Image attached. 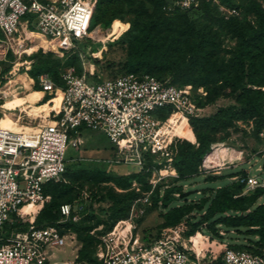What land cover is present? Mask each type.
Segmentation results:
<instances>
[{"label": "built area", "instance_id": "obj_1", "mask_svg": "<svg viewBox=\"0 0 264 264\" xmlns=\"http://www.w3.org/2000/svg\"><path fill=\"white\" fill-rule=\"evenodd\" d=\"M96 1L0 0V59L8 53L17 57L30 55L35 49L77 52L81 56L80 42L92 38L89 23ZM201 1L165 0L163 9L167 13L192 10ZM211 1L227 15L239 13L236 7L224 5L219 0ZM25 31L36 34L49 44H56L57 51L37 46L32 52H27L26 47L31 40ZM82 64L81 74H74L73 67L65 68L60 73V85L55 84L47 73L39 74L36 79L30 77L31 89L37 84V90L42 92L39 100L32 103L49 105L43 123L31 118L27 122L15 123L25 124L26 130L0 126V239H3L0 264H54L49 260L53 249L76 241L71 229H61L57 225L37 227L33 221L50 199V195L44 192V184L67 182L64 173L70 162L66 159V148L68 145L77 148L81 143L82 129L103 130L116 146L114 161L133 166L137 171L152 172L150 182L155 186L165 176L160 175L159 159L165 156L164 168H170L172 156L168 148L178 137L169 131V116L173 112H181L189 119L190 116H199L204 110L197 104L201 89H194L191 84L177 85L168 79L133 72L94 78ZM6 96L12 99V94L7 92L0 93V100L4 101ZM234 179L244 183L245 192L256 187L264 188V182L259 183L247 174ZM83 209L81 198L61 204L56 224L69 219L78 221ZM26 219L29 223L25 229L3 231L4 225ZM135 227V221L127 227L119 219L102 234L98 262L264 264V246L263 250L254 252L219 244L222 252L217 259L218 254L211 248L200 246L197 250L192 244V235L181 238L183 229L178 225L161 228L157 234L146 232L143 235L134 231ZM203 236V240L210 241ZM207 252L210 260H205Z\"/></svg>", "mask_w": 264, "mask_h": 264}, {"label": "rangeland", "instance_id": "obj_2", "mask_svg": "<svg viewBox=\"0 0 264 264\" xmlns=\"http://www.w3.org/2000/svg\"><path fill=\"white\" fill-rule=\"evenodd\" d=\"M228 1L239 6L238 15H227L213 1L187 13H164V15L174 18L185 14L182 24L165 27V31L162 33L166 32L169 36H175L179 43V49H183L185 42L186 46L183 58L175 61L169 69L157 70L151 75L176 83L191 77L193 88L201 89L200 97L197 99L199 104L203 103L204 110L199 117L210 116L220 107L237 105L234 96L229 94L230 88L226 86L227 81L224 76L230 74V79L233 82L239 80L237 56L240 51L235 28L236 26L255 28L258 23L255 9L258 5L264 9V0ZM111 4L109 11L103 15L102 9L105 10L107 5ZM142 6L148 10L147 16H155L154 13H151V8L146 0H102L93 10V16L91 15L89 33L92 38H86L80 42L78 49L81 56L76 55L75 58L62 52L34 50L37 46H42L45 50L51 48L54 51H57V48L50 44H31L38 42L36 34L31 33L27 36V31H25V35L31 40L26 51L29 53L34 51L30 55H21L20 57L8 53L0 59V85H2L0 89L12 85L9 94L14 91L21 92L18 94L19 96L23 95L20 82L3 83L15 73L25 71L21 67L31 61L30 56L48 60L57 72H62L67 67H73L74 74L82 73L83 62L94 78L110 77L125 72L146 73L142 68L134 71H128L126 68L128 43L138 34V30L133 27L135 13ZM140 19L142 20V18ZM108 20H111L109 24H107ZM202 35L207 38L205 50H207L210 60L207 64H203L196 58L193 48L195 36ZM44 41L40 38L39 42ZM9 54L11 55L9 56ZM244 67L246 68V65ZM25 72L27 73V71ZM245 74L248 76L252 74L255 80H261L259 73H250L245 70ZM199 79L203 82L201 85L195 83ZM242 83L252 88H260L263 92L261 100L254 93L251 96L256 107L253 115L249 117L230 119L224 126L195 124L190 127L185 115L175 113L169 116V131L178 137L174 138L168 148V152H171L170 156H172L170 168L168 166L164 168L165 156L159 159L162 168L160 175L165 176L157 181L155 186L150 182L153 177L152 172L137 171L133 166L120 165L114 161L117 152L116 146L103 130L82 129L80 132L81 143L77 148L67 146L66 159L70 162L73 170L98 169L104 173L92 179H77L72 173L68 175L72 189L61 197L60 201L73 197L81 198L89 212L78 221L76 229H74L76 241L63 247H55L53 254L50 255V262L54 264H92L97 262L100 236L110 230L119 219H122L127 227H131L135 221L134 231L142 235L146 232L157 234L161 228L178 225L183 229L180 232V237L192 235L191 241L194 240L195 245L199 243L196 233L200 231L210 240L209 242L203 240L201 247L213 249L215 254H218L217 259L222 252L219 249V244L252 247L258 239L254 234L246 233L244 228L231 229L221 224L216 225L218 229L214 230L206 227L207 223L213 222L222 215L219 212L208 216L207 223L199 224L197 228H193L189 224V221L196 223L201 220V214L209 210L213 192L218 187L233 183L235 179L232 176L242 175L244 171H247V175L255 177L259 183L264 182V155L262 154L264 150V85H262L263 83H259L260 85L249 84L247 76L243 78ZM31 90L32 94L29 98L35 95L34 90ZM9 98L6 96L4 101L0 100L4 107L9 108L5 110L0 106V126H6L13 130H26L28 127L25 124L15 123L30 120L27 118L26 112H20V109L23 103L35 105L32 103L33 99L19 103ZM13 106L14 108H12ZM9 112L21 114L9 116L7 115ZM36 121L40 122L38 119ZM201 142L203 151L201 158L194 160L192 166L183 171L185 175L190 176L178 179L176 162L181 159V153L185 150L196 149ZM157 176L155 175V177ZM177 186H180L181 190L187 194L183 197L178 193L172 194V198L175 199L163 207L161 204L162 195L167 194L168 190L178 188ZM245 193L243 190L242 194ZM256 201L257 203L264 201V188ZM184 206L186 208L182 210V213L185 216L180 222L172 225L164 223L162 213L171 208ZM117 214L123 215L120 217ZM129 217L130 221L127 220ZM211 241L215 243H211ZM83 244H86L84 252L90 260L85 261L86 263H81L77 259L79 248ZM209 254L207 252L205 260H210Z\"/></svg>", "mask_w": 264, "mask_h": 264}, {"label": "trees", "instance_id": "obj_3", "mask_svg": "<svg viewBox=\"0 0 264 264\" xmlns=\"http://www.w3.org/2000/svg\"><path fill=\"white\" fill-rule=\"evenodd\" d=\"M101 1L102 0L96 1L94 9L98 6L99 3H101ZM210 1L211 0H202L197 8H201L203 5H206L207 2ZM146 2L151 8V13H154L155 16H147L148 10L144 6H142L139 11L135 13L133 27L138 30V34H136L134 38L128 43L126 68L128 71H134L138 68H142L144 72H146L147 74H151L152 72L157 70L169 69L173 66L175 61H179V59L183 58V52L185 50L184 48L186 46V42L183 44V49H179V43L175 36H169L166 34V32H162L165 31V27L174 24H182L185 14H181L176 18L164 15L165 10L163 9V6L165 0H146ZM219 2L224 5L236 7L237 9H239L238 5L231 3L228 0H219ZM111 6L112 4L109 6L107 5L108 9H102V14L105 15L106 11H109V7ZM189 11L190 10L176 11L175 13H187ZM255 14L257 15L258 19V23L255 28L252 26H248V28L245 26H236L235 28V33L239 42L240 51L239 55L237 56L239 63L237 67L239 79L238 82H233L230 79V74L224 75L227 81L226 86L230 88L229 94L234 96L233 98L237 105L220 107L215 113L207 117L190 116L189 119H187L190 127L192 125L194 126L195 124H201L203 126H206L207 124H213L215 126H224L228 123L230 119H244L253 115V113L255 112L256 106L251 96L254 93L261 100L263 92L260 88H252L251 86H246L242 83L243 78L247 76L249 84L260 85L259 83H263L262 85H264V9L261 8L260 5H258L255 9ZM140 18H142V20ZM91 21L92 17L90 22ZM110 21L108 20L107 24H109ZM36 40L39 42L40 38L36 36ZM205 41H207V38L203 35L199 37L195 36L193 40V48L196 54V58L203 64H207V62L210 61L207 50H205ZM53 47L57 48V46ZM67 54L72 55V58H75L76 55H78L77 52H68ZM10 55L11 54H9V56ZM30 57L31 61L27 64H23L21 69L27 71L31 78L36 79L39 74L47 73L55 82V84L60 85L62 83L60 77L61 71L57 72L51 62H48V60L45 59L36 58V56ZM245 65L246 68L244 67ZM245 70H248L250 73H259L261 80H255L252 77V74H249L248 76V74H245ZM25 71L15 73L12 77H10L7 81L3 83L5 84L7 82L13 81L20 82L23 95L19 96L18 94H20L21 92L17 93L13 91L12 97H14L15 100L21 102L24 101L25 91L27 90L26 99L29 97V94L31 92L30 77ZM15 75L16 77H14ZM171 82L177 85L191 84V77L182 80L180 83H176L173 81ZM195 83L197 85H201L203 82L199 79L196 80ZM11 87L12 85H9L5 88L0 89V93L9 92ZM33 89L35 95L32 99L33 101H37L41 97L42 92L37 90L39 89L37 84L33 86ZM25 104L31 108L30 112L32 114L37 113L38 116L40 115V112L48 110L47 104ZM197 104L203 107V103L199 104L198 101ZM0 106L4 107V104H2L1 101ZM4 108L5 110L9 109L6 107ZM202 154V142L198 145L196 149L192 151L185 150L181 153V159L177 160L176 162L179 174L178 179L190 176L184 174V169L189 166H192V162L194 160H199ZM70 165V163L67 165L66 171L64 173L67 182H46L44 184V192L50 195V199L49 201L43 204L42 208L36 214V217L33 221V224L35 226L42 227L45 225H57L61 229H71L75 233L74 229H76L78 221L84 215L88 214L89 209H86L84 206V209L78 221L73 222L71 219H69L61 224H56V221L60 218V205L63 203H70L74 199H77L76 197H73L71 199L60 201V198L69 193L72 189L70 181L68 180V175L72 173L77 179H92L94 177L103 175L104 173L103 171L98 169L73 170ZM246 174V171H244V173L240 176L245 177ZM177 187L178 188L168 190L167 194L162 195L161 204L163 207L167 206L171 200L175 199L172 198V194L178 193L180 195L184 193V191L181 190L180 186ZM244 188V183H241L238 180H234L233 183L227 186L218 187L213 192L209 210L201 214V220L199 222L191 223V221H189L190 226H192L193 228H197L199 224L203 225V223H207L208 216L212 215L215 212H219L222 215L219 218L215 219L213 222L207 223V228H211L213 230L215 228L218 229L216 225L219 224L229 227L231 229L244 228L246 233L254 234L258 241L255 242L252 247L231 245L229 246L233 248H244L247 250H252L254 252L260 251L261 248L264 246V201L261 203H257L256 199L262 192L263 188L256 187L254 190L242 194ZM184 208H186V206L171 208L165 213L161 212L164 223L166 225H172L180 222L182 217L185 216L184 213H182V210ZM122 215L123 214H117V216L120 217ZM28 223L29 221L28 219H26L25 221L14 222L11 225H4L3 231H8L12 228H15L16 230H23L27 227ZM237 232H239V230H237ZM2 242L3 239H0V244ZM85 247L86 244H83L79 248V253L77 256L78 261H80L81 263H86L85 261H90L84 252ZM92 264L100 263L97 261L93 262Z\"/></svg>", "mask_w": 264, "mask_h": 264}, {"label": "bare ground", "instance_id": "obj_4", "mask_svg": "<svg viewBox=\"0 0 264 264\" xmlns=\"http://www.w3.org/2000/svg\"><path fill=\"white\" fill-rule=\"evenodd\" d=\"M29 34H31V33H29L28 31H27V36L29 35ZM31 44H49L48 42H46V41H44V42H32ZM50 45H53V46H56V44H54V43H50ZM57 50V49H56ZM26 92H27V90L25 91V94H24V101H25V99H26ZM32 94V90H31V92H30V94H29V96ZM34 96H31L30 98L28 97L26 100L27 101H30V100H32V98H33ZM12 100L13 101H15V102H19V103H23L24 101H17V100H15V98L14 97H12ZM11 100V101H12ZM12 101V102H13ZM55 101H56V103H57V101H58V98L57 99H55ZM14 103V102H13ZM48 110H49V105H48ZM47 110V111H48ZM26 112V116H27V118H29V119H31V118H36V119H38L39 121H40V123H43L44 122V118H43V116L47 113V111H43V112H40V115L38 116L37 115V113H35V114H32L31 112H30V110H29V106L28 105H26L25 103H23L22 104V106H21V109H20V112ZM175 113H179V114H182V115H185V114H183V113H181V112H173L172 114H175ZM18 114H21V113H18ZM17 113H15V112H9V113H7V115H9V116H17L18 115ZM171 114V115H172ZM6 115V116H7ZM186 116V115H185ZM187 117V116H186ZM14 120V119H13ZM9 121V120H8ZM7 123V122H6ZM217 165H219V164H217ZM196 236L199 238V243L197 244V245H195L194 244V240L192 241V244H193V246H196L197 247V250L199 249V247L201 246V244L203 243V239H204V236H203V234H201L199 231H197V233H196Z\"/></svg>", "mask_w": 264, "mask_h": 264}, {"label": "water", "instance_id": "obj_5", "mask_svg": "<svg viewBox=\"0 0 264 264\" xmlns=\"http://www.w3.org/2000/svg\"><path fill=\"white\" fill-rule=\"evenodd\" d=\"M186 194H187V192H184V193H182L180 196L183 197V196L186 195ZM73 209H75V208H73Z\"/></svg>", "mask_w": 264, "mask_h": 264}, {"label": "crops", "instance_id": "obj_6", "mask_svg": "<svg viewBox=\"0 0 264 264\" xmlns=\"http://www.w3.org/2000/svg\"><path fill=\"white\" fill-rule=\"evenodd\" d=\"M247 172V171H246ZM232 178H234V177H232Z\"/></svg>", "mask_w": 264, "mask_h": 264}]
</instances>
